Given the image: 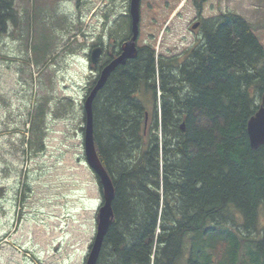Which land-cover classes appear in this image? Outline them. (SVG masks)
<instances>
[{
	"label": "trees",
	"instance_id": "obj_1",
	"mask_svg": "<svg viewBox=\"0 0 264 264\" xmlns=\"http://www.w3.org/2000/svg\"><path fill=\"white\" fill-rule=\"evenodd\" d=\"M171 1L148 0L140 31L145 21L157 36ZM215 1L190 0L202 41L185 61L142 46L94 100L95 146L115 189L97 264H264V146L247 132L264 96V36ZM12 4L0 0V35Z\"/></svg>",
	"mask_w": 264,
	"mask_h": 264
},
{
	"label": "rangeland",
	"instance_id": "obj_2",
	"mask_svg": "<svg viewBox=\"0 0 264 264\" xmlns=\"http://www.w3.org/2000/svg\"><path fill=\"white\" fill-rule=\"evenodd\" d=\"M129 8L130 0H16L22 22L0 35V264L86 263L102 204L83 148L84 101L93 81L88 54L108 25L128 30ZM214 8L243 16L264 36V0H216ZM168 10L157 36L144 21L140 43L185 61L202 41L192 29L201 19L190 0H172ZM138 96L151 114L152 91Z\"/></svg>",
	"mask_w": 264,
	"mask_h": 264
},
{
	"label": "water",
	"instance_id": "obj_3",
	"mask_svg": "<svg viewBox=\"0 0 264 264\" xmlns=\"http://www.w3.org/2000/svg\"><path fill=\"white\" fill-rule=\"evenodd\" d=\"M141 1L142 0H131L130 2V16L132 21L131 39L123 45L122 54L102 71L97 84L92 89V91H90L89 95L84 101L85 125L83 130V147L85 160L88 167L93 171L98 179L103 198L102 206L98 211L96 235L85 264H97L98 262L104 237L113 220L114 213L112 203L115 196V189L112 180L102 165L95 146L93 103L98 92L105 86L113 71L118 66L126 65L129 60L135 59L138 55L136 41L140 33ZM198 26L199 23L195 24L193 29H197ZM100 53V48L94 49L92 51L91 61L93 63H95V61L98 59ZM248 131L253 148L257 149L260 146H264V96L262 99V107L259 112L251 119Z\"/></svg>",
	"mask_w": 264,
	"mask_h": 264
},
{
	"label": "flooded vegetation",
	"instance_id": "obj_4",
	"mask_svg": "<svg viewBox=\"0 0 264 264\" xmlns=\"http://www.w3.org/2000/svg\"><path fill=\"white\" fill-rule=\"evenodd\" d=\"M13 1L12 6L8 7L9 8V20H8V31L7 33H10V28L12 31L16 30L18 28V25L16 22H14L15 18V4L16 0H9ZM106 15L101 16L103 21H101V25L105 27L107 25L106 21ZM72 24L78 25L76 29L79 28L80 26V18L77 16L75 20L72 21ZM124 29L119 28L117 24L113 26H109L102 30V33H100L97 37H93L90 52L88 54V57L90 59V70L92 74V79H93V86L96 85L98 82L102 71L112 63L116 58H118L122 52H123V45L128 42L131 38V20L129 18V25H128V30H126L125 26V31ZM124 32L125 36H122V33ZM141 32L139 33V37L136 41V49H137V54L139 53V50H141ZM100 48L101 53L98 59L93 63L91 61V53L94 49ZM130 62V60L128 61ZM127 62V64H128ZM126 64V65H127ZM125 66V65H124ZM121 67V66H118ZM118 69V68H117ZM117 69H115L113 72H115ZM1 245V242H0Z\"/></svg>",
	"mask_w": 264,
	"mask_h": 264
},
{
	"label": "bare ground",
	"instance_id": "obj_5",
	"mask_svg": "<svg viewBox=\"0 0 264 264\" xmlns=\"http://www.w3.org/2000/svg\"><path fill=\"white\" fill-rule=\"evenodd\" d=\"M261 107H262V106H261ZM260 109H261V108H260ZM260 109H259V110H260ZM258 112H259V111H258ZM258 112H257V113H258ZM257 113H256V114H257ZM256 114H255V115H256ZM255 115H254V116H255ZM254 116H253V117H254ZM253 117H252V118H253ZM252 118H251V119H252ZM251 119L249 120V122H248V127H247L248 136H249L248 128H249V123H250ZM146 120H147V117H146ZM182 128L184 129V125L182 126ZM249 141H250V145H251V147L253 148V146H252V144H251V139H250V137H249ZM258 148H259V147H258ZM253 149H255V148H253ZM156 155H157V154H156ZM165 188H166V187H165Z\"/></svg>",
	"mask_w": 264,
	"mask_h": 264
}]
</instances>
